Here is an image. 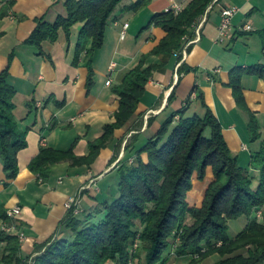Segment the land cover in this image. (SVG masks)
<instances>
[{
    "label": "crops",
    "instance_id": "obj_1",
    "mask_svg": "<svg viewBox=\"0 0 264 264\" xmlns=\"http://www.w3.org/2000/svg\"><path fill=\"white\" fill-rule=\"evenodd\" d=\"M10 1L0 0V75L10 69V82L17 90L14 114L28 146L19 154L21 172L15 180L7 179L0 157V211L9 212L16 206L23 209L17 225L26 235L22 243L25 257L32 260L39 255L38 245L69 235L65 221L72 199L79 201L78 216L94 215V221L101 220L103 215L96 212L118 196L124 161L138 156L171 116L179 119L178 113L185 109L188 116H203L200 93L221 123L224 137L242 167H251L253 156L263 149L264 80L249 75L243 78L245 101L259 122L258 138L251 130L250 113L238 106L229 84L234 70L264 63V45L258 34L264 29V0H218L200 21L201 38L190 45L181 62L179 53L150 58L148 65H163L147 84L135 116L116 130L95 164L89 168L58 163L52 166L50 179L44 180L29 169L31 161L43 148L68 151L75 145L77 156L90 154L89 144L103 135L120 108L115 87L165 36L151 25L153 17L175 6L184 8L191 0H153L138 11L132 7L139 0H124L110 18L104 45L95 55L90 90L85 55L75 64L81 24L73 28L70 38L61 31L57 41H46L43 55L26 45L39 20L54 24L60 16H67V0H13L14 6L2 17ZM230 6L240 10L229 37L221 41L222 9ZM127 23L129 28L122 39ZM248 25L251 30L246 29ZM183 64L189 70L181 74ZM109 80L111 86H107ZM142 156L147 159L146 153ZM253 174L257 190L259 173ZM7 225L0 218V232ZM145 260L142 254L134 264H144Z\"/></svg>",
    "mask_w": 264,
    "mask_h": 264
},
{
    "label": "trees",
    "instance_id": "obj_2",
    "mask_svg": "<svg viewBox=\"0 0 264 264\" xmlns=\"http://www.w3.org/2000/svg\"><path fill=\"white\" fill-rule=\"evenodd\" d=\"M123 1L67 0V16H60L54 24L39 20L26 45L37 48L43 55L46 41H57L61 31L70 38L73 28L81 24L75 64L85 55L90 90L94 85L95 55L104 45L110 18ZM152 1L139 0L132 9L141 10ZM216 2L191 0L179 13L171 10L155 15L151 25L165 32V36L115 87L120 108L103 135L89 144L90 154L77 156L75 145L68 151L43 148L29 169L49 180L52 166L58 163L71 162L74 167L91 168L116 130L124 128L135 116L147 84L163 65H148L150 58L182 53L186 43L195 38L196 26ZM14 4L15 1H10L1 16H6ZM258 34L264 45V29ZM182 58L180 55L178 61ZM188 70L185 64L179 69L181 74ZM247 75L264 80V63L234 70L229 84L238 106L250 113L251 130L254 138H258L259 122L244 96L243 78ZM10 78L7 68L0 75V157L6 177L12 181L21 172L19 154L27 148L28 140L15 118L17 90ZM198 100L205 110L203 116H188L187 109L178 113L179 119L177 115L171 116L159 133L138 151L135 164L129 158L124 159L119 171L118 196L96 212L103 215L101 220L94 221V215L81 218L73 207L65 221L69 235L38 245L39 255L32 260L23 255L19 236L2 230L0 264H129L143 253L144 264H168L174 246L175 255L190 260L189 264H202L213 255L220 257L217 264H264V222L257 217L252 220L256 211L264 208V147L253 156V167L260 171V187L255 190L257 178L240 165L202 93ZM144 153L146 160L142 157ZM201 185L206 186L205 191L192 204L190 198ZM244 216L250 222L232 238L230 222ZM0 218L20 228L7 211H0ZM137 241L139 248L133 251Z\"/></svg>",
    "mask_w": 264,
    "mask_h": 264
},
{
    "label": "built area",
    "instance_id": "obj_3",
    "mask_svg": "<svg viewBox=\"0 0 264 264\" xmlns=\"http://www.w3.org/2000/svg\"><path fill=\"white\" fill-rule=\"evenodd\" d=\"M218 1V0H217ZM183 8H181L180 6H175L173 9L168 10L167 12L173 10L177 13L181 12ZM239 8L235 7V6H230V7H224L222 9V22L220 24L219 27V33H220V40L221 41H225L232 29H233V19L234 17L238 14L239 12ZM203 22V20H202ZM200 24V25H199ZM196 28H195V38L193 41H190L188 43H186L184 49L182 50V53L177 54V56L179 57L180 55L183 56V58L188 54V49L190 47L191 44H193L194 42L198 41L201 38V33H202V25L201 22L199 23ZM129 28V24H125L124 25V29L122 31V39H125L126 37V33H127V29ZM247 30H251V26H246ZM182 58V60H183ZM181 65V63H180ZM112 81L109 80L107 82V86H111ZM196 98V94L194 95ZM79 205V201L77 199H72L68 204L67 207L68 209H72L73 207H76V213L78 212V206ZM9 216L13 219V220H18L22 214H23V209L20 206H16L13 209H11L8 212ZM4 231L8 232V233H12V234H16L19 236L20 241L23 243L26 240V235L23 232H20L17 228V226L15 224H11V225H7L3 228ZM139 247V241H137L133 247V251H135L137 248ZM129 264H134L133 260H131L129 262Z\"/></svg>",
    "mask_w": 264,
    "mask_h": 264
},
{
    "label": "rangeland",
    "instance_id": "obj_4",
    "mask_svg": "<svg viewBox=\"0 0 264 264\" xmlns=\"http://www.w3.org/2000/svg\"><path fill=\"white\" fill-rule=\"evenodd\" d=\"M130 163L135 164V157H133L130 160ZM245 169L249 170L250 174L253 176H255L253 173L256 171H258V173L260 175V171L253 167V162H252L251 167L245 168ZM255 180H257V179H255ZM205 187L206 186H203V185L198 186L196 195H194L192 198H190L192 204L197 203L198 198H200L202 196V194L204 193ZM254 217L255 218L257 217L260 220V222H264V208L256 211L255 215L252 216V220ZM249 222H250L249 218L245 217V216L241 217L238 220L231 221L230 222V232H229L230 236L232 238H235L240 232H242L245 229V227L248 225ZM192 223H193V221L190 220L189 224H192ZM169 254H171V259H170V262L168 264H189L191 262L190 260H183L180 257H178L177 255H175V246L173 247V249L171 250V253H169ZM143 255H145V253H143ZM196 258H198V257H196ZM219 260H220V257L218 255H213L210 258H208L206 261H204V263H202V264H217Z\"/></svg>",
    "mask_w": 264,
    "mask_h": 264
}]
</instances>
